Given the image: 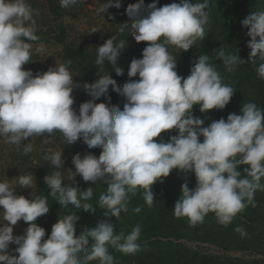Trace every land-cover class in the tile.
I'll list each match as a JSON object with an SVG mask.
<instances>
[{"label":"clouds","instance_id":"1","mask_svg":"<svg viewBox=\"0 0 264 264\" xmlns=\"http://www.w3.org/2000/svg\"><path fill=\"white\" fill-rule=\"evenodd\" d=\"M78 2L60 0V6ZM157 2L145 7L143 0H137L126 9L131 23L123 24L119 31L130 28L134 40L148 42V46L143 49L142 58L132 59L127 73L129 78L138 75L139 79H129L120 87L110 72L102 70L107 61L117 76L124 74L118 58L125 41L116 42L113 36L96 49L95 64L103 75L93 83L74 82L68 67L70 60L35 76L31 70H24L22 66L31 62L29 42L39 39L33 9L26 0H0V137L20 145L33 135L59 131L69 145L82 139L89 149L101 148L98 158L91 153L83 157L76 153L72 157L75 172L69 169V179L74 181L79 175L92 184L103 180L107 190L99 197L100 208L106 210L105 216L117 220L121 212L129 210V193L144 189V201L152 207L155 199L151 189L155 183L163 182L162 178L173 170L193 172L196 186L190 189L187 183L181 185L174 217H187L189 226L195 227L213 212L218 223L227 226L248 204L255 207L257 190L264 191V110L249 102L241 107V114L231 113L227 120H214L207 127L203 126L204 120L192 115L194 105H200L201 113L224 109L234 94V89L224 84L215 67L208 63L207 55H200L190 75L184 78L177 74L176 57L168 51L169 45L188 51L198 38L204 37L209 23L207 0H180L162 7H157ZM111 6L120 8V0L114 5L113 0H107L98 14ZM242 26L251 38L247 43L249 60L258 65V78L264 79V10L246 16ZM216 59L222 60L228 72L245 62L238 49L226 52L224 46L216 50ZM110 86L125 98L122 110L110 103L95 102L101 97L110 102ZM80 87L91 99L79 105L77 114L72 107V92ZM173 129L178 130V135L170 136L167 142L154 139ZM23 150L25 154L31 152V144L24 145ZM45 160L57 169L64 165L62 151L51 152ZM241 165L248 166L243 178L238 170ZM33 177L19 175L18 186L31 189ZM63 181L60 171L45 176L48 195L64 208L73 205L95 212L90 203H81L91 200L92 187L81 191ZM15 192L7 180L0 182V208L7 222L0 225V264H88L93 260L114 264L109 246L124 254L139 250V224L125 235L123 231L116 234L113 224L101 220L95 228H85L77 236L76 214L59 217L45 240V229L36 220L49 212L47 197L30 193L34 198L28 199ZM141 210L132 209L135 213ZM21 220L28 227L23 235L14 236L13 226ZM234 231L241 237L248 235L241 226ZM10 243L18 246L14 250L18 255L8 252Z\"/></svg>","mask_w":264,"mask_h":264},{"label":"trees","instance_id":"2","mask_svg":"<svg viewBox=\"0 0 264 264\" xmlns=\"http://www.w3.org/2000/svg\"><path fill=\"white\" fill-rule=\"evenodd\" d=\"M137 0L134 1V3ZM227 0H207L205 11L209 16V23L205 26V33L202 39L198 38L193 47L188 51H183L175 46H168V51L176 57L177 74L187 78L190 75V69L198 60L200 55L209 57L208 63L213 65L222 82L231 86L234 89V94L224 109L208 110L205 113L200 112V105H194L192 115L204 120V127H207L212 121L224 118L231 113L241 114L240 110L244 104L249 102L255 103L258 108L264 110V79L258 78L256 67L249 60L250 49L247 47L248 41L251 39L247 36L248 29L242 26L243 18H217L213 12L215 7ZM157 2V0H143L145 7L148 4ZM179 3L180 0H158L157 7H162L163 3L168 5L171 3ZM193 3L205 2V0H192ZM49 8L53 14H58L61 8L56 0H49ZM121 7L115 8L112 13V22L117 26V32L112 34L116 38V42L125 40L128 33L124 30L123 33L119 29L124 24L118 16V11H124L127 3L125 0H120ZM142 15H147L142 12ZM211 20V21H210ZM209 25V26H208ZM111 38V37H110ZM54 41L57 45L63 47L62 63L71 61L68 66L73 76L74 82L93 83L97 78L103 75L100 67L95 64V53L86 55L82 46H74L67 43V33L64 27H60V32L54 36ZM109 39V38H108ZM107 40L105 37L103 43ZM148 46V42H141L137 49L131 50L128 44L125 43L124 49L118 58V66L123 69V75L117 76L112 65L105 61V72H110L117 85L122 87L129 79L138 80L139 76L129 78L127 73L130 63L133 58H142L143 49ZM224 46L226 52H232L234 49L239 50V57L243 63L236 66L233 72H228L222 60L216 59V50ZM110 102L106 97H101L96 100V103L105 102L110 105H116L123 109L126 100L119 96L116 92L109 88ZM74 97L73 108L79 110V105L91 99L82 87L74 88L72 92ZM54 137L62 144L64 150L69 155L70 163L72 157L79 153L83 157L87 153L94 154L99 157L102 149H89L82 139L73 144H68L62 133L54 131ZM172 135H178V130L173 129L161 133L160 137L154 138L157 142L163 139L165 142ZM203 142V137L200 138ZM24 148H22V151ZM27 158L31 156L27 153ZM73 166V172L75 167ZM247 165L239 166L242 177L244 168ZM53 173L48 168L45 160L39 162V167L34 175V185L32 191L28 194H23L28 199H33L34 196L47 197L49 212L41 217H38L36 223L45 229L46 240L51 234L52 225L57 222L58 218H63L67 214H76L79 220L76 222V235H80L85 228H95L98 221H106L115 226L116 234L121 231L125 235L129 234L137 224L141 227L140 237L137 241L139 250L134 254H124L116 248L109 246V253L114 257V264H264V191L257 190L254 193L255 207L248 204L247 207L238 213L233 221L227 225L218 223L215 213L210 212L205 217L202 223L195 227L189 226L187 217L175 218L174 205L181 195V185L187 183L190 189L196 186V178L193 172L183 173L179 170H173L168 177L162 178L163 182L158 181L152 186L154 193V203L152 207H148L144 201V189L137 188L136 192L128 194V212H121L120 219L117 220L112 216H105L106 210L101 209L99 205V197L102 193H106L107 184L103 180H99L92 184L85 182L83 178L77 175L74 181L69 179L63 181V184L79 187L81 191L88 187L93 188V197L89 201H81V203H90L95 212L89 213L82 209L75 208L69 205L64 208L59 204L56 198L48 195L50 188L44 183V177ZM261 183H264L262 178ZM33 193L34 196L30 195ZM140 207L142 210L139 213L132 211L133 208ZM20 224L26 229L28 224L23 220ZM237 226L243 227L246 232V237H241L234 229ZM24 229V231H25ZM23 231V234H24ZM22 234V235H23ZM92 241H89L91 245ZM11 255H18L14 250ZM250 253L253 258L234 257L230 253ZM83 255V254H78ZM88 264H99L98 260L88 262Z\"/></svg>","mask_w":264,"mask_h":264},{"label":"rangeland","instance_id":"3","mask_svg":"<svg viewBox=\"0 0 264 264\" xmlns=\"http://www.w3.org/2000/svg\"><path fill=\"white\" fill-rule=\"evenodd\" d=\"M60 6V0H56ZM135 0H125L127 3L124 11H118V16L124 24H130L131 19L126 14L129 4H134ZM33 9V19L35 20L36 35L39 37L37 41H30L31 44V62L23 65L24 70H31L33 75L43 73L49 67H55L62 64L63 47L57 45L54 36L60 32V27H64L67 33V43L74 46H82L86 55L97 54L96 49L103 44V40L112 36L117 32V26L112 22V11L116 8L111 6L105 13L98 14L97 10L107 3V0H79L75 5L61 7L58 14H53L49 8V0H26ZM116 0H113V5ZM137 2V1H136ZM168 5L163 3L162 6ZM264 10V0H227L215 7L213 12L217 18H246L255 11ZM211 21V20H210ZM209 26V25H208ZM93 30H96L93 32ZM125 31L128 35L125 37V43L129 49H137L141 42L137 43L131 36L130 28ZM30 143L32 151L31 156L27 155L22 148ZM62 151L64 165L57 169L52 166L49 161L45 160V156L51 152ZM69 155L65 152L62 144L54 137V135L44 133L42 135H33L15 145L6 142L4 137H0V182L8 181L10 186L16 190V195L28 194L30 189H22L17 184L19 175H36L39 162L45 160L52 172L60 171L64 177V182L69 180L71 175L69 169L73 171L70 163ZM34 179V177H33ZM3 219V209L0 208V225L6 224ZM24 227L20 221L13 226V235L20 236L23 234ZM16 244L10 243L8 252L11 254ZM234 257L253 258L250 253H230Z\"/></svg>","mask_w":264,"mask_h":264}]
</instances>
